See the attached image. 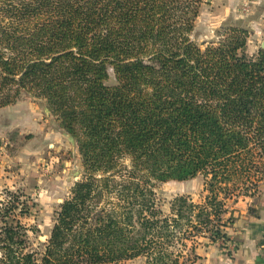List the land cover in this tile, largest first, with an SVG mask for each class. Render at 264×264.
<instances>
[{"label":"trees","instance_id":"trees-1","mask_svg":"<svg viewBox=\"0 0 264 264\" xmlns=\"http://www.w3.org/2000/svg\"><path fill=\"white\" fill-rule=\"evenodd\" d=\"M204 1L0 0V107L44 101L82 165L45 241L22 221L29 195L0 200V264H197L201 237L226 249L230 202L264 183V48L250 55L230 21L202 47ZM199 174L201 200L164 210L160 185Z\"/></svg>","mask_w":264,"mask_h":264},{"label":"rangeland","instance_id":"rangeland-1","mask_svg":"<svg viewBox=\"0 0 264 264\" xmlns=\"http://www.w3.org/2000/svg\"><path fill=\"white\" fill-rule=\"evenodd\" d=\"M230 20L250 30L247 51L256 54L259 42L264 40V0H205L192 38L205 47L219 39L222 26ZM110 74L113 81L114 74L112 71ZM65 132L46 112L44 101L30 95L0 107V200H5L9 192L29 195L32 214L22 217V221L28 226L34 244L49 237L55 210L82 171L77 146ZM203 187L202 174L162 183L158 191L164 210H168L170 199L177 194H189L200 201ZM238 202L242 207L248 204V212L256 214L264 205V183L257 191L241 194L237 202H230L234 214ZM205 241L211 243L201 237L198 245ZM231 248L226 243L223 249L233 251ZM102 264H144V258Z\"/></svg>","mask_w":264,"mask_h":264},{"label":"crops","instance_id":"crops-1","mask_svg":"<svg viewBox=\"0 0 264 264\" xmlns=\"http://www.w3.org/2000/svg\"><path fill=\"white\" fill-rule=\"evenodd\" d=\"M247 205L242 207L238 202L235 209L236 219L229 229L231 240L237 244L232 255L205 241L196 247L201 256L198 264H264V254L259 250L264 236V205L258 210L259 214L249 213Z\"/></svg>","mask_w":264,"mask_h":264},{"label":"built area","instance_id":"built-area-1","mask_svg":"<svg viewBox=\"0 0 264 264\" xmlns=\"http://www.w3.org/2000/svg\"><path fill=\"white\" fill-rule=\"evenodd\" d=\"M227 243L232 247L231 249L234 250L236 248L237 244L233 240L230 239ZM259 250L264 254V236H263L262 241L259 244Z\"/></svg>","mask_w":264,"mask_h":264},{"label":"water","instance_id":"water-1","mask_svg":"<svg viewBox=\"0 0 264 264\" xmlns=\"http://www.w3.org/2000/svg\"><path fill=\"white\" fill-rule=\"evenodd\" d=\"M261 47L264 48V40L261 42Z\"/></svg>","mask_w":264,"mask_h":264}]
</instances>
